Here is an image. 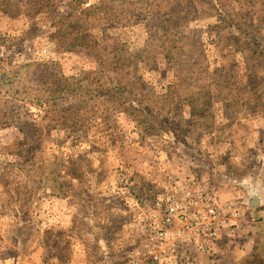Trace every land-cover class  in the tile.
<instances>
[{"label": "rangeland", "instance_id": "1", "mask_svg": "<svg viewBox=\"0 0 264 264\" xmlns=\"http://www.w3.org/2000/svg\"><path fill=\"white\" fill-rule=\"evenodd\" d=\"M256 184L264 0H0V264H152L170 191L239 201L190 264H264Z\"/></svg>", "mask_w": 264, "mask_h": 264}, {"label": "built area", "instance_id": "2", "mask_svg": "<svg viewBox=\"0 0 264 264\" xmlns=\"http://www.w3.org/2000/svg\"><path fill=\"white\" fill-rule=\"evenodd\" d=\"M154 203L158 213L156 226L144 247L152 264H190L193 252L205 253L213 248L229 218H237L239 202H224L219 195H195L188 192L181 200L172 191ZM193 255V257H192Z\"/></svg>", "mask_w": 264, "mask_h": 264}, {"label": "trees", "instance_id": "3", "mask_svg": "<svg viewBox=\"0 0 264 264\" xmlns=\"http://www.w3.org/2000/svg\"><path fill=\"white\" fill-rule=\"evenodd\" d=\"M62 19H64V20H62ZM68 21H69L70 25H68L67 27L69 29H72V32L68 33V37H64V39H61L62 35H63V33H62L59 36L58 42L59 43H65V41H67L68 39H71L72 36H74V38H72V41H70L69 44H75V46H87V41H86L87 36L83 34L82 30H80L81 28L79 27L78 23L81 20H78L77 17H75V16H74V18H73V16L71 18H68V16L62 17L61 21H60V24L62 26H60L59 31L62 30V32H63V27H65V25L68 24ZM70 26H72V27H70ZM100 62H102V64H103V65H101L102 68H105V67L112 68L113 67V69H115V70L117 69L119 71H121V70H123V68H125V66H124L125 65V60H121L120 58L112 60V61H110V60H106V61L101 60ZM33 66H40V65L36 63ZM117 70H116V72H117ZM119 71H118V73H119ZM119 82L121 83L122 81H119ZM139 82L140 81H137V83H139ZM67 83H68V81L65 80L64 82H61L59 86L67 85ZM134 84H136L135 81H134ZM72 109H73L72 107H68L66 109H63L61 111V113L64 114V116L74 115L75 112H73ZM51 114H53V113H51ZM34 149L37 150V148H34Z\"/></svg>", "mask_w": 264, "mask_h": 264}, {"label": "water", "instance_id": "4", "mask_svg": "<svg viewBox=\"0 0 264 264\" xmlns=\"http://www.w3.org/2000/svg\"><path fill=\"white\" fill-rule=\"evenodd\" d=\"M246 204L251 207H257L263 204V199L255 188H251L248 191Z\"/></svg>", "mask_w": 264, "mask_h": 264}, {"label": "crops", "instance_id": "5", "mask_svg": "<svg viewBox=\"0 0 264 264\" xmlns=\"http://www.w3.org/2000/svg\"><path fill=\"white\" fill-rule=\"evenodd\" d=\"M251 188H254V187H252V186H250ZM261 187H263L262 185L260 186V185H257L256 184V187H255V189L258 191V194L260 195V197L263 199V204H264V188H261ZM261 188V189H260ZM239 202V201H238ZM242 203V202H241ZM262 204V205H263ZM262 205H260V206H262ZM242 206V205H241ZM246 206H248L249 208H251L252 210L253 209H257V208H259L260 206H257V207H251V206H249V205H247L246 204ZM250 209V210H251ZM241 216H242V213L240 212V215L238 216L239 217V220H235L236 222H238V221H241ZM229 221V220H228ZM232 221V220H231ZM229 224L230 223H227V225L226 226H229ZM223 234H225V235H223ZM223 234L221 235V237L220 238H222L223 236V240L226 238H228L230 235H231V233H229V231L228 230H226V227H225V229H224V231H223ZM236 234H239V232L236 230ZM219 238V239H220ZM222 240V241H223Z\"/></svg>", "mask_w": 264, "mask_h": 264}]
</instances>
